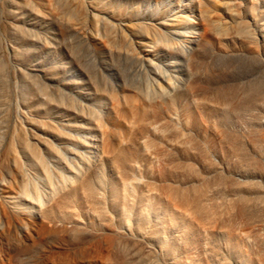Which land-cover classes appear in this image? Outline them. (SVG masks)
Listing matches in <instances>:
<instances>
[{"label":"bare ground","instance_id":"bare-ground-1","mask_svg":"<svg viewBox=\"0 0 264 264\" xmlns=\"http://www.w3.org/2000/svg\"><path fill=\"white\" fill-rule=\"evenodd\" d=\"M255 1L0 0L7 204L144 264H264ZM243 59L262 78L227 80Z\"/></svg>","mask_w":264,"mask_h":264},{"label":"rangeland","instance_id":"rangeland-1","mask_svg":"<svg viewBox=\"0 0 264 264\" xmlns=\"http://www.w3.org/2000/svg\"><path fill=\"white\" fill-rule=\"evenodd\" d=\"M255 4L257 18L264 22V0H256ZM168 6L164 3L156 8L154 18L162 19L170 15ZM0 38L1 41L7 42L3 33ZM244 60L224 66L223 73L227 80L262 78L260 72L250 69V62L246 69L247 61ZM96 71L99 74V71ZM93 98L95 101L97 96L94 95ZM262 133L264 134V129L261 128L244 132L250 140L259 139ZM211 139L209 136L207 141L212 146L214 143ZM5 153L4 150L0 151V264H144L139 253L125 249L123 245V250L118 247L121 249L119 255L116 244L110 237L107 238L105 231H94L93 235L82 234L80 237L72 234L70 225L45 222L30 216L26 211L13 210L5 197L17 193L20 184L12 167V160ZM34 248L39 249L38 255L30 253ZM121 251H124L125 256Z\"/></svg>","mask_w":264,"mask_h":264}]
</instances>
